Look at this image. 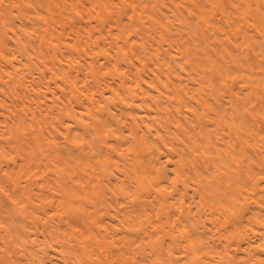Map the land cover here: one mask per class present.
Listing matches in <instances>:
<instances>
[{
    "label": "bare ground",
    "instance_id": "bare-ground-1",
    "mask_svg": "<svg viewBox=\"0 0 264 264\" xmlns=\"http://www.w3.org/2000/svg\"><path fill=\"white\" fill-rule=\"evenodd\" d=\"M0 264H264V0H0Z\"/></svg>",
    "mask_w": 264,
    "mask_h": 264
},
{
    "label": "rangeland",
    "instance_id": "rangeland-1",
    "mask_svg": "<svg viewBox=\"0 0 264 264\" xmlns=\"http://www.w3.org/2000/svg\"><path fill=\"white\" fill-rule=\"evenodd\" d=\"M6 208H7V210L8 211H13L14 209H15V207L12 205V204H8V203H6ZM14 208V209H13Z\"/></svg>",
    "mask_w": 264,
    "mask_h": 264
}]
</instances>
